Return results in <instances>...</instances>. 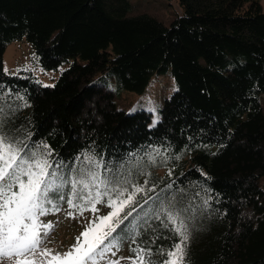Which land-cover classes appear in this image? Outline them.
<instances>
[{"label":"trees","instance_id":"1","mask_svg":"<svg viewBox=\"0 0 264 264\" xmlns=\"http://www.w3.org/2000/svg\"><path fill=\"white\" fill-rule=\"evenodd\" d=\"M176 4L164 25L132 13L129 0H0L4 130L50 151L52 162L79 166L90 154L123 165L145 188L139 203L160 198L145 208L187 209L180 211L190 234L185 264H264V10L258 0ZM21 40L43 70L58 72L52 85L31 71H4L6 47ZM165 73L173 89L154 123L149 108L116 107L108 78L117 91L142 94ZM58 207L50 214L78 212ZM161 221L166 216L141 222L135 242L119 251L134 258L131 249L150 248L147 259L162 264L160 250L180 238Z\"/></svg>","mask_w":264,"mask_h":264},{"label":"snow or ice","instance_id":"2","mask_svg":"<svg viewBox=\"0 0 264 264\" xmlns=\"http://www.w3.org/2000/svg\"><path fill=\"white\" fill-rule=\"evenodd\" d=\"M4 125L3 109H0V261L98 264L107 253L119 250L123 241L134 243L140 234L141 222L146 224L164 215L167 219V222L161 221L164 228L173 226L170 230L180 239L171 250H160L166 256L162 264H185L190 234L180 211L187 209L173 214L162 203L156 208L152 205L145 208L149 200L156 203L160 198L147 197L139 203L137 196L145 188L132 183L131 173L125 175L123 165L113 168L90 154H84L79 166L52 162L50 151L45 153L39 145L29 147L23 141L14 140L5 132ZM60 203H66L81 215L85 210L95 213L101 203H106L110 211L90 221L68 251L53 253L51 249L39 248L42 235H47L52 228L51 223L45 224L40 218L58 212ZM125 209L129 210L125 212ZM131 251L135 254L129 258L131 264H152L147 259L152 255L150 248L136 247Z\"/></svg>","mask_w":264,"mask_h":264},{"label":"rangeland","instance_id":"3","mask_svg":"<svg viewBox=\"0 0 264 264\" xmlns=\"http://www.w3.org/2000/svg\"><path fill=\"white\" fill-rule=\"evenodd\" d=\"M132 6V13H147L164 25L174 19L177 13L176 0H129ZM264 10V0H258ZM2 66L6 73L16 74L20 70L31 71L41 85L50 86L58 75V72L45 71L37 62V58L31 46L21 40L8 45L4 51ZM113 90L115 105L118 109L131 110L137 107L149 108L152 115V122L157 118L156 108L160 105L159 102L167 96L173 89V79L169 73L155 76L149 82L146 90L142 94L129 91H117L112 78H108ZM259 102L264 114V94L259 95ZM259 185L264 189V178L259 180ZM110 211L109 207L97 206L95 213L88 211L79 212L62 209L59 214H48L41 217V221L45 224L51 223L52 228L47 235H42L40 249H51L53 253H64L68 251L75 243L76 238L85 230L88 223L98 216L106 215ZM72 215L69 216L68 213ZM113 253H115L113 255ZM129 255L126 250L119 251L113 249L112 252L106 254L104 259L98 264H111V262L119 261V264H131ZM0 264H10V261L5 259L0 261Z\"/></svg>","mask_w":264,"mask_h":264}]
</instances>
